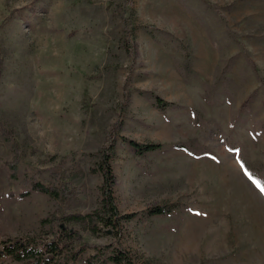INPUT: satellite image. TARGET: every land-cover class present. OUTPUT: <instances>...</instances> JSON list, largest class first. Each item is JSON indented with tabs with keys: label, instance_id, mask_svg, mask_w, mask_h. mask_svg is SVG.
I'll return each mask as SVG.
<instances>
[{
	"label": "rangeland",
	"instance_id": "1",
	"mask_svg": "<svg viewBox=\"0 0 264 264\" xmlns=\"http://www.w3.org/2000/svg\"><path fill=\"white\" fill-rule=\"evenodd\" d=\"M103 149L129 217L91 234L63 218L100 209ZM261 188L264 0H0V241L61 224L69 264H264Z\"/></svg>",
	"mask_w": 264,
	"mask_h": 264
},
{
	"label": "trees",
	"instance_id": "2",
	"mask_svg": "<svg viewBox=\"0 0 264 264\" xmlns=\"http://www.w3.org/2000/svg\"><path fill=\"white\" fill-rule=\"evenodd\" d=\"M156 103L162 106L166 104L158 97ZM128 142L131 148L140 155L162 147V144L158 142L145 144L136 142L135 140H129ZM176 147L186 148L183 144H176ZM110 157L109 150L103 149L97 162V170L102 176L100 209L87 214L71 213L65 215L63 218L69 221L83 220L87 222V227L91 234L98 233V231L110 233L111 228H116L119 225L118 221L120 219L129 217L128 215L119 216V211L112 196L111 186L114 181V174L110 164ZM30 185V190L50 196L59 195L56 189L50 188L40 182L34 181ZM27 193V191L23 192L22 195H26ZM153 211L155 213H164L160 208ZM100 226L104 227V230ZM80 239L78 230L67 229L65 225L61 224H51L50 230L42 235L24 236L21 238L13 237L1 240L0 259H6L7 262L0 261V264H69L82 251L81 247L75 249V243ZM108 262H112L113 264H132L130 259L119 248L113 249L104 258H100L94 253L86 259V264H107Z\"/></svg>",
	"mask_w": 264,
	"mask_h": 264
},
{
	"label": "snow or ice",
	"instance_id": "3",
	"mask_svg": "<svg viewBox=\"0 0 264 264\" xmlns=\"http://www.w3.org/2000/svg\"><path fill=\"white\" fill-rule=\"evenodd\" d=\"M254 183H256V184H257V187H260V185H259V183H258V182H255V181H254ZM261 192H262V193H264V188H261Z\"/></svg>",
	"mask_w": 264,
	"mask_h": 264
}]
</instances>
